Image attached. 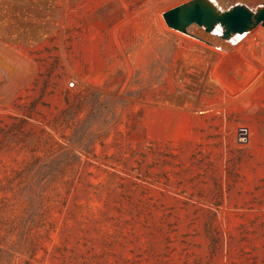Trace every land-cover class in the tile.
Wrapping results in <instances>:
<instances>
[{
    "label": "rangeland",
    "instance_id": "obj_1",
    "mask_svg": "<svg viewBox=\"0 0 264 264\" xmlns=\"http://www.w3.org/2000/svg\"><path fill=\"white\" fill-rule=\"evenodd\" d=\"M184 1L0 0V264H264V26Z\"/></svg>",
    "mask_w": 264,
    "mask_h": 264
},
{
    "label": "water",
    "instance_id": "obj_2",
    "mask_svg": "<svg viewBox=\"0 0 264 264\" xmlns=\"http://www.w3.org/2000/svg\"><path fill=\"white\" fill-rule=\"evenodd\" d=\"M162 16L169 27L182 32L192 23L204 27L207 32L219 25L221 37L228 39L251 30L259 23L264 26V5L251 10L236 3L220 9L212 0H187L165 10Z\"/></svg>",
    "mask_w": 264,
    "mask_h": 264
},
{
    "label": "bare ground",
    "instance_id": "obj_3",
    "mask_svg": "<svg viewBox=\"0 0 264 264\" xmlns=\"http://www.w3.org/2000/svg\"><path fill=\"white\" fill-rule=\"evenodd\" d=\"M214 31H217L218 33H220L221 27L219 25L215 26ZM261 33H262V31L259 29L256 33H254L253 35L250 36L249 40L252 39V38H254V37H256V36H258ZM236 36H238V35H235L234 37H232V39H235Z\"/></svg>",
    "mask_w": 264,
    "mask_h": 264
}]
</instances>
